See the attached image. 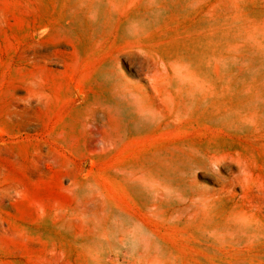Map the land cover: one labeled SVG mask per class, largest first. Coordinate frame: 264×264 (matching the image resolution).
Instances as JSON below:
<instances>
[{
  "label": "rangeland",
  "instance_id": "rangeland-1",
  "mask_svg": "<svg viewBox=\"0 0 264 264\" xmlns=\"http://www.w3.org/2000/svg\"><path fill=\"white\" fill-rule=\"evenodd\" d=\"M0 264H264V0H0Z\"/></svg>",
  "mask_w": 264,
  "mask_h": 264
},
{
  "label": "bare ground",
  "instance_id": "bare-ground-1",
  "mask_svg": "<svg viewBox=\"0 0 264 264\" xmlns=\"http://www.w3.org/2000/svg\"><path fill=\"white\" fill-rule=\"evenodd\" d=\"M110 75L111 76H116V77H119L120 78V73L118 72V69L117 68H112L111 71H110ZM121 79V78H120ZM122 80V79H121ZM123 81V80H122ZM148 88L149 89H152L153 87L151 86V84L148 85Z\"/></svg>",
  "mask_w": 264,
  "mask_h": 264
}]
</instances>
